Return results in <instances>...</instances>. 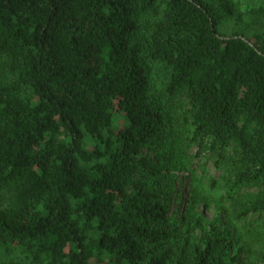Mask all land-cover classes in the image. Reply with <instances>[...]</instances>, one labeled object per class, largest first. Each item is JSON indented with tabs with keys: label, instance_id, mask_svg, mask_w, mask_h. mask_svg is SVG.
I'll return each mask as SVG.
<instances>
[{
	"label": "trees",
	"instance_id": "16d2710c",
	"mask_svg": "<svg viewBox=\"0 0 264 264\" xmlns=\"http://www.w3.org/2000/svg\"><path fill=\"white\" fill-rule=\"evenodd\" d=\"M242 5L0 0V264H264V0Z\"/></svg>",
	"mask_w": 264,
	"mask_h": 264
},
{
	"label": "rangeland",
	"instance_id": "374dc122",
	"mask_svg": "<svg viewBox=\"0 0 264 264\" xmlns=\"http://www.w3.org/2000/svg\"><path fill=\"white\" fill-rule=\"evenodd\" d=\"M243 5L242 7L246 8L247 6L251 5V6H257L259 4L262 3L263 0H241ZM211 175H215L214 173H212ZM187 182H184V187L182 188V193L185 196V194L187 193Z\"/></svg>",
	"mask_w": 264,
	"mask_h": 264
}]
</instances>
